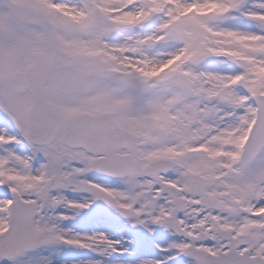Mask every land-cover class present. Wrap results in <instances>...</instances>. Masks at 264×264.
Here are the masks:
<instances>
[{"label":"snow or ice","instance_id":"snow-or-ice-1","mask_svg":"<svg viewBox=\"0 0 264 264\" xmlns=\"http://www.w3.org/2000/svg\"><path fill=\"white\" fill-rule=\"evenodd\" d=\"M0 264H264V0H0Z\"/></svg>","mask_w":264,"mask_h":264}]
</instances>
